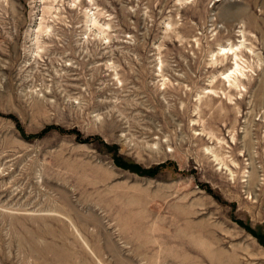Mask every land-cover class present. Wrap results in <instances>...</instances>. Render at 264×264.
<instances>
[{
  "label": "rangeland",
  "instance_id": "obj_1",
  "mask_svg": "<svg viewBox=\"0 0 264 264\" xmlns=\"http://www.w3.org/2000/svg\"><path fill=\"white\" fill-rule=\"evenodd\" d=\"M0 264H264V0H0Z\"/></svg>",
  "mask_w": 264,
  "mask_h": 264
},
{
  "label": "trees",
  "instance_id": "obj_2",
  "mask_svg": "<svg viewBox=\"0 0 264 264\" xmlns=\"http://www.w3.org/2000/svg\"><path fill=\"white\" fill-rule=\"evenodd\" d=\"M77 133V132H76Z\"/></svg>",
  "mask_w": 264,
  "mask_h": 264
}]
</instances>
